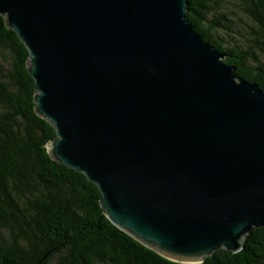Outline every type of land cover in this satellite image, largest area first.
I'll list each match as a JSON object with an SVG mask.
<instances>
[{
  "label": "water",
  "instance_id": "water-1",
  "mask_svg": "<svg viewBox=\"0 0 264 264\" xmlns=\"http://www.w3.org/2000/svg\"><path fill=\"white\" fill-rule=\"evenodd\" d=\"M188 0H0L29 52L56 162L109 221L201 264L264 227V90L188 22Z\"/></svg>",
  "mask_w": 264,
  "mask_h": 264
},
{
  "label": "trees",
  "instance_id": "trees-1",
  "mask_svg": "<svg viewBox=\"0 0 264 264\" xmlns=\"http://www.w3.org/2000/svg\"><path fill=\"white\" fill-rule=\"evenodd\" d=\"M247 19L239 31L226 9ZM188 22L226 55L237 75L264 90V0H188ZM29 52L0 16V264H181L114 226L97 186L52 159L53 126L35 110ZM201 264H264V227L243 250Z\"/></svg>",
  "mask_w": 264,
  "mask_h": 264
},
{
  "label": "rangeland",
  "instance_id": "rangeland-1",
  "mask_svg": "<svg viewBox=\"0 0 264 264\" xmlns=\"http://www.w3.org/2000/svg\"><path fill=\"white\" fill-rule=\"evenodd\" d=\"M229 9H226V11L229 13V16L233 19L235 27L243 32H246L244 28H247L246 22L247 19L241 15V13L238 11L237 7L235 4H228Z\"/></svg>",
  "mask_w": 264,
  "mask_h": 264
}]
</instances>
